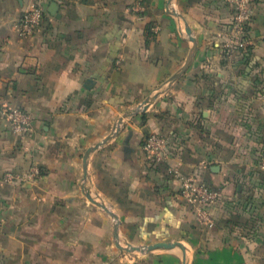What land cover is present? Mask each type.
Listing matches in <instances>:
<instances>
[{"label":"crops","instance_id":"0c3cea01","mask_svg":"<svg viewBox=\"0 0 264 264\" xmlns=\"http://www.w3.org/2000/svg\"><path fill=\"white\" fill-rule=\"evenodd\" d=\"M30 1L0 0V264L184 263L180 247L120 248L159 242L182 243L187 264H264V0L243 58L226 0H44L23 37ZM5 107L28 111L32 132L14 133ZM129 112L85 176L87 150ZM151 133L169 140L155 166ZM33 165L36 180H3ZM192 174L221 192L214 228L180 197Z\"/></svg>","mask_w":264,"mask_h":264},{"label":"built area","instance_id":"2783aa9c","mask_svg":"<svg viewBox=\"0 0 264 264\" xmlns=\"http://www.w3.org/2000/svg\"><path fill=\"white\" fill-rule=\"evenodd\" d=\"M226 2L233 9L235 29V39L227 47L229 51L243 58L248 56L250 51L248 32L253 21V4L251 0H226ZM137 8L141 9L142 7L138 5ZM46 14L44 0H31L19 22L20 35L23 37L34 36L41 29ZM2 115L14 133L28 135L32 132V116L28 111L19 107H5L2 110ZM143 149L149 164L151 166L158 165L169 155V140L161 134L151 133L144 138ZM262 167L264 168V158ZM40 176V167L33 165L25 172L8 170L3 174V180L7 183L25 184ZM179 178L181 180L180 197L182 200L192 209L200 224L208 229L214 228L215 221L211 209L222 196L220 190L203 182L196 174L181 175Z\"/></svg>","mask_w":264,"mask_h":264},{"label":"water","instance_id":"95a60500","mask_svg":"<svg viewBox=\"0 0 264 264\" xmlns=\"http://www.w3.org/2000/svg\"><path fill=\"white\" fill-rule=\"evenodd\" d=\"M173 1V0H171ZM57 4L56 3H53L52 4V7L50 9V12L52 14H57ZM188 32H190V30H188ZM191 59V58H190ZM190 59L187 61V64L186 66L188 65V63L190 62ZM185 66V67H186ZM184 67V69H185ZM150 98L145 100L140 106H139V109L136 110L135 112H138V111H142V110H146V107L147 105L150 103ZM135 112H129L128 114H126L123 118H121L119 121H118V124L115 128V130L112 132L111 136H108L107 138H105L101 143L97 144L96 146L94 147H91L87 150L85 156H84V164H85V176H87V165H88V159H89V156L91 155V153L96 150L97 148H99V146L107 143L114 134H118L120 129H121V125L123 123V119L129 115H132L134 114ZM87 197L89 198V200L93 203H95L96 205L102 207L106 212H108L112 217H114L115 220L118 219V216L102 201H99L97 198H94L91 193H87L86 194ZM117 227H118V224H117ZM174 247H180L183 251H184V263L183 264H187V257H186V248L185 246L180 243V242H159V243H156V244H151V245H145V246H136V245H132V244H129L128 246L126 247H123V246H120V248L122 250H127V251H132V252H140V253H148V252H151L155 249H160V248H166V249H170V248H174Z\"/></svg>","mask_w":264,"mask_h":264},{"label":"trees","instance_id":"16d2710c","mask_svg":"<svg viewBox=\"0 0 264 264\" xmlns=\"http://www.w3.org/2000/svg\"><path fill=\"white\" fill-rule=\"evenodd\" d=\"M151 35H153V34H151ZM41 171H42V168H41ZM41 173L43 174L44 172L42 171Z\"/></svg>","mask_w":264,"mask_h":264}]
</instances>
